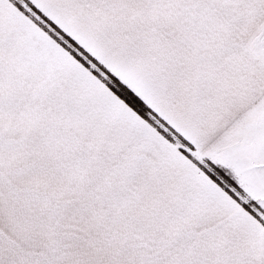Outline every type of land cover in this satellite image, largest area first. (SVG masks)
<instances>
[{"label":"snow or ice","instance_id":"6c2138e0","mask_svg":"<svg viewBox=\"0 0 264 264\" xmlns=\"http://www.w3.org/2000/svg\"><path fill=\"white\" fill-rule=\"evenodd\" d=\"M0 264H264V0H0Z\"/></svg>","mask_w":264,"mask_h":264}]
</instances>
